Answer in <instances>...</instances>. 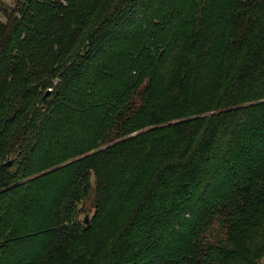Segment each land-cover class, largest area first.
Here are the masks:
<instances>
[{
    "label": "trees",
    "instance_id": "trees-1",
    "mask_svg": "<svg viewBox=\"0 0 264 264\" xmlns=\"http://www.w3.org/2000/svg\"><path fill=\"white\" fill-rule=\"evenodd\" d=\"M0 16V264H261L264 0Z\"/></svg>",
    "mask_w": 264,
    "mask_h": 264
},
{
    "label": "rangeland",
    "instance_id": "rangeland-1",
    "mask_svg": "<svg viewBox=\"0 0 264 264\" xmlns=\"http://www.w3.org/2000/svg\"><path fill=\"white\" fill-rule=\"evenodd\" d=\"M4 2L9 5L12 6L15 4L16 0H4ZM3 19V17L0 16V20ZM94 180V178L92 179V181ZM93 184V183H92ZM78 220L83 221L85 217L89 218L92 216L93 214V204H92V199H85L82 203H79L78 205ZM85 224V223H84ZM261 264H264V257L261 260Z\"/></svg>",
    "mask_w": 264,
    "mask_h": 264
},
{
    "label": "water",
    "instance_id": "water-1",
    "mask_svg": "<svg viewBox=\"0 0 264 264\" xmlns=\"http://www.w3.org/2000/svg\"><path fill=\"white\" fill-rule=\"evenodd\" d=\"M8 164H9V162H8ZM84 223H85V224H88V223H89V220H88L87 217L84 218Z\"/></svg>",
    "mask_w": 264,
    "mask_h": 264
}]
</instances>
